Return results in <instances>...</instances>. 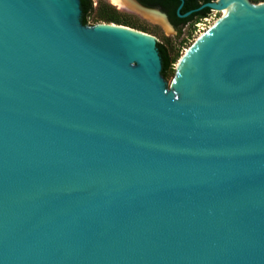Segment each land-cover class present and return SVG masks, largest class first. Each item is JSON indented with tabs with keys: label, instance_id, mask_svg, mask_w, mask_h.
Returning a JSON list of instances; mask_svg holds the SVG:
<instances>
[{
	"label": "water",
	"instance_id": "water-1",
	"mask_svg": "<svg viewBox=\"0 0 264 264\" xmlns=\"http://www.w3.org/2000/svg\"><path fill=\"white\" fill-rule=\"evenodd\" d=\"M231 1L167 89L149 34L0 0V264H264V2L198 9Z\"/></svg>",
	"mask_w": 264,
	"mask_h": 264
},
{
	"label": "rangeland",
	"instance_id": "rangeland-1",
	"mask_svg": "<svg viewBox=\"0 0 264 264\" xmlns=\"http://www.w3.org/2000/svg\"><path fill=\"white\" fill-rule=\"evenodd\" d=\"M93 11L88 17L87 26H95L99 24H117L116 22H106L101 20L104 16H109L115 13L117 20L126 22V27L144 32L152 36L157 43L162 44L170 57H173L178 53L176 62L170 67L164 80L166 82V88L172 89L173 82L176 79L178 73V65L180 60L184 57L186 52L193 47L198 38L207 33L211 27H213L218 20L223 16L221 12L211 11V13L205 19H199L188 23L180 29L173 27V30L167 31L165 26L158 22H154L146 17L141 16L139 13L128 10L120 9L110 0H91Z\"/></svg>",
	"mask_w": 264,
	"mask_h": 264
},
{
	"label": "trees",
	"instance_id": "trees-1",
	"mask_svg": "<svg viewBox=\"0 0 264 264\" xmlns=\"http://www.w3.org/2000/svg\"><path fill=\"white\" fill-rule=\"evenodd\" d=\"M139 1L143 6L149 7V8H160L170 19L174 27L176 29H180L187 25L188 23H192L193 21L202 19L207 17L211 10L209 8H200L203 4L215 1V0H183L182 7L180 9V14L183 15L186 12L193 11L189 16L187 17H180L177 15V8L181 4V1L179 0H137ZM251 3L257 4L264 2V0H249ZM80 7H81V23L84 26H87L88 23V17L93 11V6L91 0H80ZM115 13L104 16L101 18V20H104L106 22H116L117 24H123L127 25L126 22H121L116 19ZM159 55L161 58V74L163 77L166 76L168 70L172 65L176 62L178 53L174 55L173 57H170L167 53L166 48L160 44L157 43Z\"/></svg>",
	"mask_w": 264,
	"mask_h": 264
},
{
	"label": "bare ground",
	"instance_id": "bare-ground-1",
	"mask_svg": "<svg viewBox=\"0 0 264 264\" xmlns=\"http://www.w3.org/2000/svg\"><path fill=\"white\" fill-rule=\"evenodd\" d=\"M110 1L112 2V4H114L115 6H117L120 9L133 10V11L139 13L143 17H146V18H148L154 22L160 23L161 25L165 26L167 31H171V29H172L166 23L163 16H161L159 13H157L155 11H151V10H145V9L139 7L132 0H110ZM242 10H244V9L238 2L231 1L230 4L226 8L222 9L221 11H218V12H221L223 14V16L220 18V20H218L216 22V24L213 27L210 28V30L207 33H205L200 38H198V40L193 45V47L190 48L186 52L184 57L179 62L177 74L180 75L183 72L184 67L188 61V58L191 56V54L194 52V50L196 49V47L200 43H202L205 39H207L227 18L231 17L233 14H236ZM109 26H115V24L112 23V24H109Z\"/></svg>",
	"mask_w": 264,
	"mask_h": 264
},
{
	"label": "flooded vegetation",
	"instance_id": "flooded-vegetation-1",
	"mask_svg": "<svg viewBox=\"0 0 264 264\" xmlns=\"http://www.w3.org/2000/svg\"><path fill=\"white\" fill-rule=\"evenodd\" d=\"M167 18H168V20H169V22L172 24V22L170 21V19H169V17L167 16ZM172 26L174 27V25L172 24ZM174 28H176V27H174Z\"/></svg>",
	"mask_w": 264,
	"mask_h": 264
},
{
	"label": "built area",
	"instance_id": "built-area-1",
	"mask_svg": "<svg viewBox=\"0 0 264 264\" xmlns=\"http://www.w3.org/2000/svg\"><path fill=\"white\" fill-rule=\"evenodd\" d=\"M203 19H205V20H206V17H205V18H203Z\"/></svg>",
	"mask_w": 264,
	"mask_h": 264
}]
</instances>
